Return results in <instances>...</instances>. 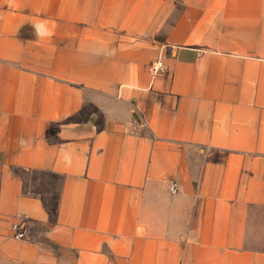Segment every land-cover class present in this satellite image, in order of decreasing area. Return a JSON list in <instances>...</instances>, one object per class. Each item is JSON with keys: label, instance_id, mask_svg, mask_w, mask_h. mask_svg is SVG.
<instances>
[{"label": "crops", "instance_id": "crops-1", "mask_svg": "<svg viewBox=\"0 0 264 264\" xmlns=\"http://www.w3.org/2000/svg\"><path fill=\"white\" fill-rule=\"evenodd\" d=\"M0 264H264V0H0Z\"/></svg>", "mask_w": 264, "mask_h": 264}, {"label": "built area", "instance_id": "built-area-1", "mask_svg": "<svg viewBox=\"0 0 264 264\" xmlns=\"http://www.w3.org/2000/svg\"><path fill=\"white\" fill-rule=\"evenodd\" d=\"M165 62L164 59L161 58L158 61L154 62L151 65V71L154 75H159L165 70ZM171 191L175 194L178 192V185L177 183H173L171 186ZM13 231L15 233L16 239H24L26 237L25 231L22 229V227L18 224H15L13 226Z\"/></svg>", "mask_w": 264, "mask_h": 264}, {"label": "rangeland", "instance_id": "rangeland-1", "mask_svg": "<svg viewBox=\"0 0 264 264\" xmlns=\"http://www.w3.org/2000/svg\"><path fill=\"white\" fill-rule=\"evenodd\" d=\"M89 111H92L91 109H89ZM34 178H38V179H43V178H45L46 179V182L48 181V180H50L49 179V177H45V176H41V175H34ZM52 201H50V203H51Z\"/></svg>", "mask_w": 264, "mask_h": 264}, {"label": "trees", "instance_id": "trees-1", "mask_svg": "<svg viewBox=\"0 0 264 264\" xmlns=\"http://www.w3.org/2000/svg\"><path fill=\"white\" fill-rule=\"evenodd\" d=\"M51 133H53L54 131L51 129V131H50Z\"/></svg>", "mask_w": 264, "mask_h": 264}]
</instances>
